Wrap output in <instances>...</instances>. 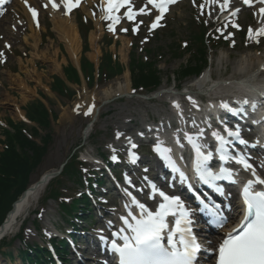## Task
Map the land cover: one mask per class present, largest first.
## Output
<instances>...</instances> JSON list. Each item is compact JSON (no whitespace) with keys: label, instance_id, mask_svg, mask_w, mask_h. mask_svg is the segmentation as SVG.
Returning <instances> with one entry per match:
<instances>
[{"label":"rangeland","instance_id":"1","mask_svg":"<svg viewBox=\"0 0 264 264\" xmlns=\"http://www.w3.org/2000/svg\"><path fill=\"white\" fill-rule=\"evenodd\" d=\"M21 1L13 0L6 7L9 9L7 14L0 16V132L9 119L14 122L22 120L13 116L14 104L23 111L29 103L40 98L39 94L47 97L46 103L51 101L52 105L48 104V106L58 115V121L53 124V142L50 144L42 163L33 174L32 183L37 181L41 174L58 170L75 153L79 155L80 159V154H83L86 159L95 158L98 160V155L101 156L116 147L118 149L121 142L137 140L138 135L144 134L143 129L146 127L152 128L153 125L154 128L163 131L161 135H166V127L174 119L166 104L170 98L175 96L170 93L174 91L175 83H177L174 80L175 74H178L181 67L187 64L190 57L186 48L191 44V34L197 30V23L200 18H204L206 24L212 27L211 31H215L214 35H219V29L222 28L216 26L217 20L220 18L217 15L219 12L218 4L222 3V0H219V3H214L218 12L213 16L208 14V12L211 13L210 5L206 7L208 0L195 2L193 0H179L171 8L167 17L160 24L156 23L155 28L151 27L156 15L152 5H148V10H146L150 14H138L132 25H127L123 20L113 25L111 20L104 18L107 14L103 10L102 0H93L92 3L85 0L71 19L75 23L76 14H79L92 20L93 31L90 36L94 32L98 38L99 59L102 58L103 52L107 51L104 47V37L109 34L114 39L115 44L108 49L124 67L126 66L125 68L130 62V55L133 51H136V54L144 60H148L150 56L143 52V48L151 47V50L155 51L158 68L163 78L162 86L159 89L160 94L156 96V99L151 98L152 95L149 98L139 95L132 96L131 94H135L132 89L129 93L123 92L125 97H113L107 100L103 98L104 103L100 104L102 110L99 119L91 129L89 137L85 139L83 132L94 120V115L91 111H86L81 103L86 102L85 98L92 99L96 95L98 97L100 91L105 88L113 86L115 89L119 84H126L127 78L131 81L130 73L126 69L121 76L115 77L107 84H97L91 89L82 81L81 86L72 87L76 91V96L72 100L61 98L56 93H52L50 89L53 77L64 78L63 70L69 64L79 66L83 46L82 50L80 49L78 61L75 63L70 58L60 33L58 34L55 30V17H58V14L50 12L48 6L45 7L47 4L45 0H34L32 8L37 11L38 24H33L31 30L27 13L23 9ZM38 1L39 4H36ZM209 2L213 3L212 0ZM146 4L147 0H142L138 10ZM233 4L241 5V0H236V3ZM201 5L204 7L201 8ZM237 7L240 8L241 6ZM255 15H257V10H249L243 11L240 16V23L244 28H248L246 35L248 43L237 38L235 39L237 44L234 46L228 43L229 45H224L219 50L210 51L209 58L213 63L211 73L216 76L214 85L218 86L213 89L215 93L226 94L235 91V84L231 82V79L240 78L235 70L243 62L246 66L249 65L248 68L251 67V69H256L260 65L262 59L259 60V57H264V39H262V35L257 36L256 32L264 28V21L259 20L260 23L257 22ZM110 26L113 27L112 31L109 30ZM249 29L253 30L251 38H249ZM154 30L158 31V37L155 36V33H151ZM128 33L138 36L139 49L133 50L130 47L132 40L127 37ZM32 37L37 39V42ZM255 38L261 39L259 44L254 42ZM228 39L232 41V36H229ZM36 43L39 45L38 48L35 47ZM178 45L181 47L178 48ZM125 46L128 47L127 59L122 55ZM94 53L91 49L86 55L90 61V56ZM179 54L183 56H179ZM97 62L93 63L96 65ZM261 69L263 70L264 66ZM194 81L195 78L183 81L182 88L191 85ZM84 90L88 92L86 95ZM190 91L193 92L192 96H195L196 88L190 89ZM176 97L186 102V97L178 95ZM63 114L67 116V119L61 118ZM118 133L120 134L119 138L117 137ZM42 134L44 135V133ZM147 136H152V134H147ZM3 147L4 145L0 144V151ZM120 150L122 153L125 152ZM139 153L141 156L147 154L143 148L139 150ZM85 167L93 169L92 164ZM135 175H133L135 180L140 177V174ZM154 175L155 172L146 176ZM77 190L78 188L74 184L66 181L61 192L64 193V196H69L68 202H71V198L75 196ZM48 192L49 190L46 188L39 200L27 211L29 213L28 216L26 215V221L21 218L17 226L14 227L13 233L7 236L8 239L13 238L25 223L24 243L42 244L40 235L49 231L52 224L56 221L60 222L61 218L57 204L53 201H47ZM115 204L116 207L113 206L111 199L109 206L113 207V211H109L110 219L108 221L119 226L120 217L125 215L126 210L121 198H118ZM34 213H38V215ZM36 222L40 224L42 231L39 232L35 228ZM223 232H218L215 237L222 236ZM22 247V243L15 241L10 250L13 259L10 256H0V264H21L17 256L18 250Z\"/></svg>","mask_w":264,"mask_h":264},{"label":"snow or ice","instance_id":"2","mask_svg":"<svg viewBox=\"0 0 264 264\" xmlns=\"http://www.w3.org/2000/svg\"><path fill=\"white\" fill-rule=\"evenodd\" d=\"M6 2L7 0H0V5ZM79 2L80 0H62L63 6L69 12L73 7L78 6ZM174 2L175 0H147V4L138 12L133 11L131 0H102V7L108 13L104 17L105 19L119 23L120 17L114 13L118 12L120 8H127V19L132 21L138 14H150L146 12V9L148 5H152L159 11V15L156 17V22H158L167 11L168 5ZM212 2L219 3V0H212ZM259 2L264 4V0H259ZM25 3L27 4V0ZM49 3L54 9L60 8V4L56 0H49ZM229 3L230 0H223V3L219 4L221 11H224ZM244 3L251 6L252 0H244ZM47 6L46 4L45 7ZM29 11L34 18L37 16L35 8L29 6ZM238 11L239 9H236L232 15L235 16ZM260 12L264 13V7L260 9ZM156 22L152 24V28L156 27ZM109 30L112 31L113 28L110 26ZM252 35L253 30L249 29V38ZM256 35H264V28L259 29ZM192 103L195 105L196 102L192 101ZM243 103L247 104L248 101H243ZM174 106L177 109L180 108L178 103ZM221 106L235 114L236 110L231 109L227 103ZM226 132L228 137H235L240 144L246 143L240 138L238 128L235 131L226 129ZM119 135L118 133V138ZM213 136L220 145L221 161L227 163L229 160H233L244 170L250 171L254 178L247 180L242 188L243 218L219 245L217 264H264V178L257 175L245 156L242 154L233 156L226 150L229 141L224 136L218 132H214ZM186 138L195 150L196 170L202 180L207 183L225 177L232 180L234 173L227 168L221 167L219 173L212 172L206 166L212 158L211 153L205 155L193 137L186 135ZM131 147L134 149L137 145L131 144ZM155 150L173 170L178 171L170 155L171 149L158 145ZM132 156L133 159L136 158L134 154ZM181 177L186 179L183 173H181ZM232 182L235 181L232 180ZM257 185L262 186L260 190H256ZM157 193L162 198V202L158 204L155 211L137 201L135 197L131 198V205L139 210L138 213H134L132 207L126 205L129 207V211L126 216L120 218L123 226L113 233L116 239L111 241V250L118 256V264H197V254L201 251V246L192 229L191 213L178 196H169L152 185L153 198ZM128 195L131 194L128 193ZM169 217L174 218L171 225ZM226 223V218H221L217 226L223 227Z\"/></svg>","mask_w":264,"mask_h":264},{"label":"trees","instance_id":"3","mask_svg":"<svg viewBox=\"0 0 264 264\" xmlns=\"http://www.w3.org/2000/svg\"><path fill=\"white\" fill-rule=\"evenodd\" d=\"M78 24L84 47L81 70L88 86L92 87L95 84V67L85 56L89 52L88 33L90 26L82 22L80 17ZM193 40L195 52H192V47L188 48L192 52L193 58L181 67L178 77L181 80L199 74L209 61V48L205 39V31L195 35ZM106 42L107 45L111 44L110 39H107ZM147 54L150 56L148 61L138 57L136 53L131 55L129 71L131 72L132 84L138 91L156 90L163 80L158 69L155 52L148 49ZM124 71L125 68L119 61L114 60L112 53L105 51L99 68V82L114 79L122 75ZM64 74L71 84H81L80 75L71 64L65 67ZM51 89L61 97L72 99L75 96V92L58 76L53 77ZM25 111L29 121L36 124V127H30L23 122L14 123L9 120V129L0 132V144L4 145L3 150L0 151V227L4 223L7 214L12 210L13 204L30 185L31 175L41 164L48 146L52 142V120H58L57 113L53 111L50 113L45 104L39 99L29 103ZM41 132H44L45 135H42ZM35 139H40V143L36 142ZM81 174L79 164L76 157H74L65 166L62 175L50 183V198L57 201L60 211L65 215L73 216L79 210V205L85 204L87 200L83 198L67 204L62 198L63 196L58 187L63 185L65 179L75 178L81 184ZM19 237H22V234ZM13 241L3 240L0 243V256L10 255ZM40 250L42 249L36 244H26L25 249L19 250V257L24 261L44 264L38 262V259L41 258Z\"/></svg>","mask_w":264,"mask_h":264},{"label":"bare ground","instance_id":"4","mask_svg":"<svg viewBox=\"0 0 264 264\" xmlns=\"http://www.w3.org/2000/svg\"><path fill=\"white\" fill-rule=\"evenodd\" d=\"M47 1L49 2V0H47ZM33 2H34V0H27V4L25 3V0H22L20 2L23 9L27 13L31 30L33 29L32 25L34 23V20L31 18L32 13L29 11V6L32 7ZM56 2L58 4H60L62 1L56 0ZM88 2L92 3L93 0H88ZM36 4H39V1ZM50 12H53V11H50ZM54 13L58 14V17H55L56 18L55 30L58 34L60 33L61 40L65 44L66 50H67L70 58L72 60H74L76 63L78 61L80 49L82 48V44H81L82 41H81V38H80V35L78 32L77 26L74 22H72V19L64 17L62 15V13H60V12H57V13L54 12ZM32 38L34 41L37 42V39H35L34 37H32ZM127 43L129 44V41ZM89 44H90V48L92 49V51L95 52L94 54H92L90 56L91 61L96 63L100 57V50L98 47V38L94 32L91 34V36H89ZM38 46H39L38 43H36L35 47L38 48ZM127 48H128L127 46L124 47V49H123L124 53L122 54L123 56H125V59H127ZM261 59H262V61H261L260 65L262 64V66H263L264 65V57H259V60H261ZM260 65L255 70L256 72H252L251 67H250V68H248L249 72L244 73L243 76L240 75V79H238L239 81L236 82L237 83L236 84L237 89L239 91L249 92L253 96H257L258 98H261L262 96H264V81L258 80V74L260 72ZM231 81H233V80H231ZM125 83L126 84H124V85L119 84V86L115 89L113 86L105 88L104 90L100 91V94L98 97L96 95V96H93L92 99L85 98L86 102L84 99L83 101L85 103H81V104L86 108V111H89L91 109V112L93 113V115L95 117L97 115V120H98L99 116L101 114V110H102V108H100L101 107L100 104L104 103L103 98L106 100L109 98H113V97L116 98V97L123 95L124 91H126V93L127 92L129 93L131 91L132 87H131V81L129 80V78L126 79ZM200 84H201L200 88L203 90H209V88L211 87V83L206 79V77L201 79ZM87 93H88L87 90H84V94L86 95ZM13 106H14L13 116L15 118L25 119V114L23 113L21 108L19 106H16L15 104ZM61 118L67 119V116L65 114H63V115H61ZM97 120H96V122H97ZM89 130L90 129H87L85 131V133L83 132V138H84V136L86 138L89 137V134L91 131V130L90 131ZM51 172L52 171L45 172V173L41 174L39 179L37 181L33 182L32 188L27 191V194L25 195V197L17 203L15 210L11 213L9 219L4 224V229H3L4 236L13 233L14 227L17 224L18 218H20L24 213H26L33 206V204H35V202H37L39 200L41 194L44 192V190L46 188L45 185H40V184L45 179V176L47 177V175Z\"/></svg>","mask_w":264,"mask_h":264},{"label":"water","instance_id":"5","mask_svg":"<svg viewBox=\"0 0 264 264\" xmlns=\"http://www.w3.org/2000/svg\"><path fill=\"white\" fill-rule=\"evenodd\" d=\"M60 172H61V171H59V172H54V173L48 175V176L42 181V183H41L40 185H42V184H43V185L47 184V183L49 182L50 179L56 177L58 174H60ZM25 195H26V192L23 194V196L20 198V200H21L22 198H24ZM16 205H17V204H14V206H13V210L15 209ZM12 212H13V211H12ZM12 212H11V213H12ZM11 213H10V214H11ZM10 214H9V216H10ZM9 216H8V218H9ZM3 229H4V225H2V227L0 228V239H1L2 236H3Z\"/></svg>","mask_w":264,"mask_h":264}]
</instances>
